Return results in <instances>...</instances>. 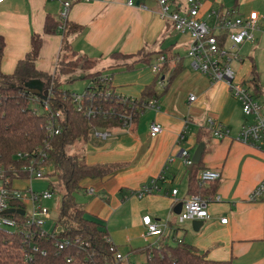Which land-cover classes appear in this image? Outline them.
<instances>
[{"label": "crops", "instance_id": "crops-1", "mask_svg": "<svg viewBox=\"0 0 264 264\" xmlns=\"http://www.w3.org/2000/svg\"><path fill=\"white\" fill-rule=\"evenodd\" d=\"M70 1L68 21L80 26V30L68 33L66 40L79 55L96 61L95 70L113 75L125 94L139 97L154 76L147 70L126 71L123 63L113 57L114 53L136 54L143 48L166 50L172 57L179 56L183 64L166 90L170 72L164 82L157 81L156 89L164 90L159 110H144L133 130L115 127L107 140L95 138L87 145L88 164L122 166L107 178L84 181L85 193L88 188L95 190L90 194L94 198L85 212L106 224V236L132 261L136 260L131 255L138 254L145 257L141 262L147 260L145 253H130L132 249L157 244L163 239L169 242L179 239L212 260L264 264V198L256 202L248 200L250 192L264 179V152L236 139L243 125L242 107L227 84L211 83L206 75L191 67L187 56L191 37L160 18V5L156 1L135 0L134 6L127 5L128 0ZM173 2L175 10L185 13L186 0ZM231 7L242 16L251 11L259 14L256 41L246 42L240 51L244 61L239 71L244 72V81L238 82L264 87V0H206L201 16L210 22L208 16L213 11ZM60 10L59 0H7L0 4V35L6 42L0 64L3 73L15 71L19 61L31 50L32 36L39 34L43 44L36 67L41 72L54 74L62 54L64 31L45 33L44 25L48 16L59 22ZM247 44L250 45L245 56ZM100 63L103 67L109 64L116 68L106 71L98 68ZM192 94L196 96L194 101L189 100ZM210 118L227 128L229 134L221 139L215 137L208 124ZM152 123L161 124L163 131L151 136ZM181 134L183 140H180ZM199 134L205 143L201 158L204 169L219 170L221 176L214 193L207 197L209 217L198 231L193 229V220L182 222L189 225L182 235L174 208L180 201L189 199L191 193L181 151L187 149L193 156L200 144ZM159 176L160 192L142 198L133 195ZM147 215L158 224L169 223V228L161 235L144 238L143 217ZM223 218H227L226 223L221 221Z\"/></svg>", "mask_w": 264, "mask_h": 264}, {"label": "trees", "instance_id": "trees-1", "mask_svg": "<svg viewBox=\"0 0 264 264\" xmlns=\"http://www.w3.org/2000/svg\"><path fill=\"white\" fill-rule=\"evenodd\" d=\"M60 28V21L48 16L44 25L45 33H54ZM80 26L67 21L64 30V41L62 43V54L60 55L54 74L41 72L36 67L43 44L42 36L34 34L31 40V50L23 60H20L15 71L5 74L0 69V165L9 167L14 165L20 168L23 162L17 157L20 152H33L44 145L46 138V123L52 114L58 120L61 133L50 139L48 159L45 164L53 167L51 174L56 176L58 185L63 188L61 207L58 221L51 233H55L56 239H75L79 237L85 243L84 247L71 245L65 249L55 246V239H37L42 251L36 254L40 264H102L114 261V255L109 250V243L106 241V224L99 219L88 215L83 208L78 206L74 194L79 190H85L84 181L96 178H107L113 175L121 164H88L82 156V160L70 153L71 145L79 140H89L95 128L113 129L122 127L120 114L125 110H131L132 98L136 102L157 98L167 89L175 76L183 69V64L176 57L167 52L147 51L145 48L136 54H122L116 52L113 57L123 63L126 71L147 70L154 79L147 84L139 97L125 94L119 89L121 86L114 81L105 85L99 81L102 71H92L87 77L90 82L95 81L96 85H87L83 91L94 90V107L100 112L87 114L78 108L74 101L73 91L61 87L59 75L69 74L78 68L93 70L96 61L84 55H79L73 50L66 40L70 32H77ZM62 31V30H61ZM6 42L0 35V64L4 56ZM71 53L76 58H69ZM160 54L166 56L167 61L162 64L161 71L153 73L151 66L157 61ZM176 62L172 63L173 60ZM172 63L171 65H169ZM143 67H139L140 65ZM175 64L173 70L171 66ZM171 70V71H170ZM170 72L163 91L156 89L157 81H165L167 73ZM255 73V72H254ZM255 77V74H253ZM42 79L45 87L50 91L49 98L43 100L28 89L25 84L32 79ZM114 78V77H113ZM254 80V79H253ZM257 89L259 85L255 84ZM103 91L110 92L105 94ZM90 102H86L89 104ZM48 107V109H46ZM59 114V115H58ZM138 117V116H137ZM199 134V143H201ZM204 170V163L201 159L187 166L189 175V191L192 194H199L202 197H209L214 193V187L219 181L200 182V173ZM13 177V174H9ZM53 190L54 186L49 185ZM62 231L56 233L57 226ZM26 237L19 232L8 229H0V264H23V254L26 247ZM175 243L166 239L157 244L148 245L143 248H135L130 253H145L147 260L140 264H233L230 260H212L201 254L191 244L183 240H174ZM86 244L89 246L86 247ZM72 258L71 262L67 259Z\"/></svg>", "mask_w": 264, "mask_h": 264}, {"label": "built area", "instance_id": "built-area-1", "mask_svg": "<svg viewBox=\"0 0 264 264\" xmlns=\"http://www.w3.org/2000/svg\"><path fill=\"white\" fill-rule=\"evenodd\" d=\"M7 0H0V4ZM60 10V30H65V24L68 21L69 12L72 6L70 0H59ZM160 5L159 16L163 20L172 23L173 28L180 32L188 34L191 37V44L187 51V56L191 59V67L206 75L211 83L224 82L227 84L233 97L241 103L242 111L247 121L243 123L236 139L243 144L252 146L264 152V87L257 89L253 82H250L251 88L247 85L236 81L235 70L232 65L234 62H243L244 57L240 51L246 42H255V32L260 29L259 14L257 11H251L248 15L242 16L235 7L212 12L209 14L210 22L204 20L201 16V9L206 0H186L185 13H180L173 8V0H154ZM127 5H136L135 0H128ZM180 57L176 56V60ZM167 61L165 55L160 54L157 61L151 66L153 73L161 71V66ZM99 81L105 85L114 82L113 75L102 73ZM161 83L163 81H160ZM91 86L96 82L91 81ZM109 94L108 91H103ZM96 93L90 92L73 93L74 101L78 103V108L84 110L88 115L100 112L94 107ZM50 94V91H49ZM196 96L190 95L189 100L194 101ZM133 106L131 110H125L120 114L122 122L121 128L133 130L136 126L137 116L146 109H160V100L157 98L146 101L136 102L132 98ZM86 102H90L86 104ZM48 109V107H46ZM59 115V114H58ZM208 124L215 137L221 139L229 134V130L221 123L210 118ZM101 128V127H98ZM95 128L93 134L95 138L107 140L110 137V131H98ZM163 131L159 123H152L150 127L151 136H156ZM61 133V127L54 115L48 117L46 123V138L44 145L33 152H20L17 157L23 162L20 168L14 165L6 167L0 165V229H8L13 232H19L26 237V247L23 254V264H40L37 261L36 254L45 250L40 248L37 239H55V246L59 249H65L71 245L84 247L85 243L79 237L75 239H56L55 233H51L44 225V219L49 217V209L43 204L44 200L53 197L52 189L43 192H36L30 186L27 190L14 186V182L21 179L33 180L34 177H43L46 168L50 167L45 164L48 159L50 139ZM183 134L180 140H183ZM183 162L186 166L193 163L192 155L187 149L181 151ZM12 173L13 177L9 174ZM219 170L204 169L200 173V182L216 181L220 178ZM161 176L154 178L150 184L142 186L133 193L134 196L142 198L143 196L155 192H160L159 180ZM88 194H94L93 188H88ZM175 196L177 189L172 191ZM264 198V179L250 192L248 200L256 202ZM208 199L199 194H192L189 199L184 201L181 212L177 215L180 223L187 220L206 219L208 213ZM219 199V198H217ZM29 207V208H28ZM8 208L22 209L24 214L18 212L4 213ZM21 217V219L19 218ZM227 222V218L221 220ZM143 224L146 226L144 238L150 235L158 236L169 228V223L158 224L149 215L143 217ZM10 227H14L11 229ZM56 233L57 230H55ZM109 243V250L114 255V261L104 262L102 264H138L132 261L129 255L123 253L119 248L106 236ZM89 246L86 244V247ZM68 262L72 258L67 259ZM96 264V263H95Z\"/></svg>", "mask_w": 264, "mask_h": 264}, {"label": "rangeland", "instance_id": "rangeland-1", "mask_svg": "<svg viewBox=\"0 0 264 264\" xmlns=\"http://www.w3.org/2000/svg\"><path fill=\"white\" fill-rule=\"evenodd\" d=\"M249 45L247 44L246 47L244 48V52L243 54L246 56L249 50ZM69 56V58H76L75 56L73 57L71 53L67 54ZM248 60V59H247ZM240 64L241 62H234L232 67L236 72V81H244L242 80V78H244V76H242L244 74V72H240L239 70L240 68ZM139 67H143L144 65L139 64ZM100 67V69L103 68V70L109 71V70H113L116 67H111L109 66V64H105V66L103 67L100 63V66L98 65V68ZM96 68H94L93 70H86V69H82V68H78L75 71L69 73V74H65V75H59L58 79L61 82V87L65 90H71L73 92L76 93H81L84 91L85 87L88 85V81L89 78L87 77V75L92 72V71H97L95 70ZM248 88H251L250 83H248L247 85ZM142 115V114H141ZM140 115V116H141ZM241 119L243 121V123H245L247 121L246 116L244 115L243 111L242 113H240ZM106 130H111V129H106ZM95 139V137L93 135H91L89 137V140H79L77 141V143L71 145V147L69 148L70 153L77 155L81 161H84L85 158H83L84 160H82V156L85 157L86 156V150L87 145L90 142H93V140ZM53 167H48L45 169L44 171V176L43 177H34L32 181H30L29 179H21V180H17L14 182V186L18 187L20 189H24L27 190L28 187L32 186L33 190L36 192H43L45 190H47L51 184V186L53 187V197L47 200L43 201V204L46 208L49 209V217L44 219V225L45 228L47 230H52L53 227L55 226L56 222L58 221V216H59V211H60V207H61V199H62V195H63V188H61L58 183H57V179L56 176L51 174V172H53ZM1 184V182H0ZM76 202L78 204V206H80L81 208L87 209V207L89 208V205H91V201L93 200V196L90 194L85 193V191L83 190H79L78 192H76L74 194ZM29 208V207H28ZM21 219V217H19ZM178 227L180 228L179 231L183 234H185V230H187L189 228L188 222L186 223H177ZM11 229H14V227H10ZM57 232H61L62 231V227L61 226H57L56 228ZM172 241V239H171ZM172 243H175L172 241ZM133 257L134 260H136V262L138 264L142 263L141 261L145 258L144 255L142 254H138V255H131V258Z\"/></svg>", "mask_w": 264, "mask_h": 264}, {"label": "water", "instance_id": "water-1", "mask_svg": "<svg viewBox=\"0 0 264 264\" xmlns=\"http://www.w3.org/2000/svg\"><path fill=\"white\" fill-rule=\"evenodd\" d=\"M137 4H139V2L137 1ZM26 89H28L30 92H32L33 94H35L36 96L42 98L43 100H47L49 98V90L46 89L45 87V81L39 78L36 79H32L30 81H28L25 84ZM205 149V143L201 142L193 156L192 159L194 162H199L202 158V154L204 152ZM184 201H180L174 208V213L176 215H178L183 207ZM13 212H18L20 214H24L25 211L22 209H15V208H8L4 211V213H13ZM204 224V220L202 219H194L192 221V225H193V229L195 231H198L200 229V227H202V225Z\"/></svg>", "mask_w": 264, "mask_h": 264}]
</instances>
